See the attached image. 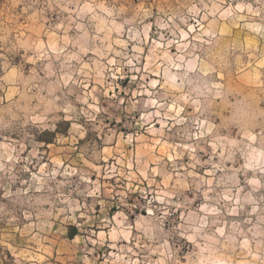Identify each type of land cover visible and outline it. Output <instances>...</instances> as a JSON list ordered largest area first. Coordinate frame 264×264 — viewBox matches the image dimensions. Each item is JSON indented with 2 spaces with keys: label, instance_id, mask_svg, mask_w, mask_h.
<instances>
[{
  "label": "rangeland",
  "instance_id": "obj_1",
  "mask_svg": "<svg viewBox=\"0 0 264 264\" xmlns=\"http://www.w3.org/2000/svg\"><path fill=\"white\" fill-rule=\"evenodd\" d=\"M0 264H264V0H0Z\"/></svg>",
  "mask_w": 264,
  "mask_h": 264
},
{
  "label": "trees",
  "instance_id": "obj_2",
  "mask_svg": "<svg viewBox=\"0 0 264 264\" xmlns=\"http://www.w3.org/2000/svg\"><path fill=\"white\" fill-rule=\"evenodd\" d=\"M46 141H48V140H46ZM72 237H74V233L72 234Z\"/></svg>",
  "mask_w": 264,
  "mask_h": 264
}]
</instances>
